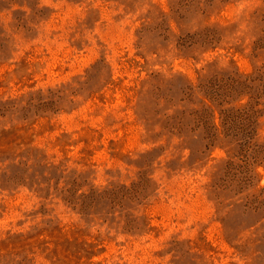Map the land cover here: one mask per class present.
<instances>
[{"label":"rangeland","instance_id":"obj_1","mask_svg":"<svg viewBox=\"0 0 264 264\" xmlns=\"http://www.w3.org/2000/svg\"><path fill=\"white\" fill-rule=\"evenodd\" d=\"M0 264H264V0H0Z\"/></svg>","mask_w":264,"mask_h":264}]
</instances>
